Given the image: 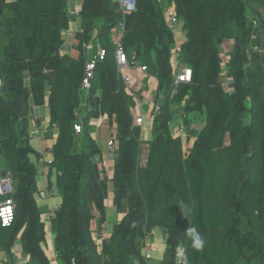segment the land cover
<instances>
[{
  "label": "trees",
  "instance_id": "obj_1",
  "mask_svg": "<svg viewBox=\"0 0 264 264\" xmlns=\"http://www.w3.org/2000/svg\"><path fill=\"white\" fill-rule=\"evenodd\" d=\"M136 1L123 46L129 59L135 56L157 79L163 99L144 168L139 167L142 143L134 134L136 100L114 56L111 32L124 15L115 0L82 3L80 49L97 30L107 53L96 63L83 117L86 58L60 53L70 23L68 1L0 0V157L15 182V217L8 227L0 221V254L11 259L19 241L28 264H50L42 248L47 231L36 199L38 169L30 160L39 154L30 145L28 119L33 108L47 106L50 125L58 132L50 169L58 174L62 203L51 230L61 264H103L104 259L147 264L144 238L157 228L167 234L161 264H176L178 246L188 249L191 264H264V62L248 52L255 29L251 20L263 17L264 0H170L186 38L180 60L193 72L191 83L181 84L174 94L175 42L166 10L161 0ZM226 43L232 47L224 58ZM225 71L229 89L223 86ZM97 89L101 114L116 127L112 183L114 204L124 214L101 251L91 227L94 210L100 228L107 219L93 161L101 151L89 128ZM180 107L186 115H202L205 123L185 149L170 128ZM77 124L83 128L80 134ZM181 202L187 206L186 219ZM191 226L204 237L203 252H192L186 240L185 229Z\"/></svg>",
  "mask_w": 264,
  "mask_h": 264
},
{
  "label": "crops",
  "instance_id": "obj_2",
  "mask_svg": "<svg viewBox=\"0 0 264 264\" xmlns=\"http://www.w3.org/2000/svg\"><path fill=\"white\" fill-rule=\"evenodd\" d=\"M13 1V0H10ZM68 1V13L70 17V23L68 31L64 33V44L62 48L60 49L61 55L65 56H72L73 58H78L81 54H84L86 58V63H89L93 61L96 58L97 53L99 52V47L101 45L98 42L97 39V33L98 31L95 30L94 35L92 36V39L89 41V43L84 44L82 48L80 49V42L77 39V35L82 32V22L80 17H73L71 14L73 11H81L83 0H67ZM115 2L118 4L117 0ZM161 3L163 4V8L166 10L165 14L168 10L174 11V5L170 2V0H161ZM119 6V4H118ZM120 8V7H119ZM264 13V12H263ZM262 13V14H263ZM134 15L133 14H126L123 15L122 21L119 23V25L112 30V42L115 45L119 41V39H123L126 32H128L133 24ZM182 28L180 34H176L180 39L183 40L185 38V33L183 30V23L178 26V28ZM263 40L259 37L254 38L251 37L248 45H249V51H254V43L255 44H261ZM231 43H226L223 46L222 52L226 56L224 58H227L230 54L231 50ZM102 48V47H101ZM83 49V50H82ZM186 65H184L180 58H179V67L182 68ZM118 72V71H117ZM132 74V81L130 83V89L128 90L129 94L134 97L136 100V108L134 109V115L136 116V119L142 116V118L146 121H150L151 127L153 126V120H154V105L162 103V97L159 96L158 93V81L155 77H153L150 73H142L140 71V65L137 66L135 71L131 72ZM174 74V71H173ZM84 90V88H83ZM83 94V105L81 108V111L79 112L80 115L83 117L84 113L86 112L88 108V97H89V91L84 90L82 92ZM100 89H97L96 95L94 97L95 101V108L91 115L90 121H89V128L90 133L92 135V138L96 141V144L98 148L101 151L100 156H97L94 158V172L97 180L100 183V186L102 188V191L104 193L105 197V210L107 219L106 222L101 226V228L98 225V214L94 210V219L92 221V235L93 239L98 246L97 238L100 235L105 236V241L112 235L114 228L122 221L124 218V214H121L118 212L117 207L114 204V189H113V183L112 179L115 172V164H116V158H117V143H116V137L113 139L112 130H110V138H108L106 132L104 131V128L110 127V122L108 119V116L101 114L100 111ZM159 97L158 101L157 98ZM139 104V105H138ZM185 105V102L182 103V106ZM162 108V106H161ZM42 109H46L48 111V116L45 114V112L42 111ZM147 115V118H144V112ZM185 112L180 108H177L174 112V120L172 122L179 124L184 129V135L182 137H179L182 141L183 148L185 149L190 148L195 139L197 138L199 132L204 127V119L202 120L203 116L200 114H184ZM158 114V113H157ZM29 133H30V145L32 146L31 140L32 135H37L40 138V147L43 150V155L39 154V160H45L44 158L47 157V161H45V167L43 173H39L38 171V177H37V186H38V195L36 197L38 207L40 210L42 221L46 225V242L45 244H42V248L50 262V264H61L60 261H58L57 254L54 247V235L51 230V221L54 216V213L56 210L60 207L62 203V198L57 190L56 187V181L58 174L55 170L50 169L49 162L52 163L53 157L51 154V150L56 142L58 132L57 129L54 126L50 125V115L49 110L47 109V106L39 107V108H33L32 111L29 114ZM31 123H34L33 130ZM171 124V125H172ZM170 125V128H171ZM94 128V133H93ZM142 126H136L134 130L135 136L143 142V131ZM153 139V138H152ZM100 140L102 144L99 145L98 141ZM113 141L114 146L112 148L109 147V143ZM151 141L147 142L146 144H141L140 148V154H139V167L144 168L147 164V158L149 154V143ZM33 148V146H32ZM34 149V148H33ZM35 150V149H34ZM36 151V150H35ZM38 154V153H37ZM146 157V158H145ZM3 158V157H2ZM4 160V158H3ZM3 160H0V164H3ZM5 162V160H4ZM6 164V162H5ZM8 170L7 165L4 166L3 169L0 168V172H4ZM43 178H41V176ZM39 184H42V187H40ZM50 184L53 185L49 186ZM60 196V200L58 202L57 197ZM55 198V199H53ZM58 203L55 206V209H52V207L55 205L53 203ZM49 221V222H48ZM49 223V224H47ZM101 229V231H100ZM160 229V228H157ZM155 229L154 231H156ZM164 230V229H163ZM153 231V232H154ZM151 234L149 240L152 239ZM145 239V238H144ZM21 244V242H20ZM104 244V243H103ZM17 246L14 245V248L12 249V256L10 257L5 256V254H0V264H28L30 261L29 256H27L22 248V245L20 246L21 252H19L16 249ZM103 245L98 246V251H101ZM167 247V239H166V246L163 250L162 257L160 261L158 262L161 264V261L163 259L165 250ZM149 251L151 255L152 247L149 245ZM145 249L142 251V256L144 260L147 262V264H150L152 262V257L147 261L144 257ZM8 260V263H7ZM178 261H176L177 264ZM103 264H109L108 259L103 260Z\"/></svg>",
  "mask_w": 264,
  "mask_h": 264
},
{
  "label": "built area",
  "instance_id": "obj_3",
  "mask_svg": "<svg viewBox=\"0 0 264 264\" xmlns=\"http://www.w3.org/2000/svg\"><path fill=\"white\" fill-rule=\"evenodd\" d=\"M120 10L123 12L124 15L126 14H135L137 12V1L136 0H117ZM73 17H80V11H73L71 14ZM261 19H255L252 17V23L254 24V38H261L263 42L261 44L254 43V51L253 53H257L264 62V13ZM165 22L167 27L173 32L174 34V42L175 46L172 50V65L174 70V86H173V94L176 92L177 88L181 84H189L192 81V69L188 66H184L182 68L179 67V58L181 57L183 42H179L178 36L175 33L176 28L181 24V20L177 16L176 12L168 10L165 14ZM123 39H119L117 44L115 45V60L117 63V71L120 75L121 79L123 80L125 86L128 88L132 81V71H135L137 66H139V62L135 56L131 59L128 58L124 46H123ZM181 41V40H180ZM107 53L106 50L99 47V52L96 55V58L86 63L85 67V76L82 83L84 90L89 91L91 89L92 83L91 81L94 79V70L96 67L97 61H103L106 57ZM140 71L142 73H146L147 69L140 65ZM223 86L226 89L230 87V79L227 77V72L224 73V81ZM163 102V99H162ZM139 105V104H138ZM162 103L154 105V113L157 114L161 111ZM137 126L145 125L144 119L142 116L137 118L136 120ZM172 124V123H171ZM56 129L57 127L54 126ZM75 130L77 134L82 133L83 128L80 124L75 125ZM171 134L174 138H179L184 135V129L176 123L171 125ZM114 146V142L111 141L109 143V147L112 148ZM51 164V162H49ZM15 192V182L10 170H6L4 172H0V221L3 227H8L12 224L14 217H15V204L12 200V196ZM149 238L150 236H145L144 239V257L148 261L151 258L150 251H149ZM98 246L103 245L105 242V236L100 235L97 238ZM178 264V262H177Z\"/></svg>",
  "mask_w": 264,
  "mask_h": 264
},
{
  "label": "rangeland",
  "instance_id": "obj_4",
  "mask_svg": "<svg viewBox=\"0 0 264 264\" xmlns=\"http://www.w3.org/2000/svg\"><path fill=\"white\" fill-rule=\"evenodd\" d=\"M181 29H182L181 27L180 28L177 27L176 30H175V33L176 34H180ZM185 41H186V38H183V40L182 39H179V42H183L184 43ZM248 52L251 53V51H249V50H248ZM223 56L226 57L224 54H223ZM42 111L45 112V114L48 116V111L46 109H42ZM143 112H144V110H143ZM146 113L144 112V115H143L144 118H147ZM203 119L204 118H202V120ZM248 122H249V119L246 118L245 119V123H248ZM31 125H32V128L31 129L33 130L34 129L33 126L35 124L34 123H31ZM110 130H112L113 139H115V137H116V127L113 126L112 128H110V127L104 128V131L106 132L108 138H110ZM152 130H153V126L151 127L150 121L149 120L148 121L145 120V125H144V127L142 129V131H143V139H142L143 142H142V145L143 144H146L149 141H152V138H153ZM92 131H93V133L95 132L94 131V128H93ZM97 141H98V144L101 143L100 140H97ZM31 143H32L33 148L36 150V152L38 154H40V155H43V150L40 147L41 146L40 145V143H41L40 142V138L37 135H35V134L32 135ZM99 145L102 146V144H99ZM44 159L45 160L43 161L41 159L39 160L36 156H31L30 157V160L36 165L39 173H41V174L44 171L45 161H47V157H45ZM0 160L2 161L3 158L0 157ZM3 164L4 165H2V163L0 164V168L1 169H3L4 166L7 165V164H5L4 160H3ZM41 178H43V177L41 176ZM39 185H40V187H42V184H39ZM53 199H55V198H53ZM57 199H58V202H59L60 196L57 197ZM53 204H55V205L52 207V209H55V206L58 203H53ZM47 224H49V223H47ZM166 239H167V234H166V231L165 230H163V229H157L156 231L153 232L152 239L149 241V245L152 247V251H151L152 262L150 264H159L158 262L160 261V259L162 257V254H163V250L165 249V246H166ZM15 246H17L16 249L19 252L22 253V251L20 249L21 248L20 247L21 244H20L19 241L16 242Z\"/></svg>",
  "mask_w": 264,
  "mask_h": 264
},
{
  "label": "clouds",
  "instance_id": "obj_5",
  "mask_svg": "<svg viewBox=\"0 0 264 264\" xmlns=\"http://www.w3.org/2000/svg\"><path fill=\"white\" fill-rule=\"evenodd\" d=\"M181 213L183 217L186 219L188 215L187 206L181 202ZM185 237L186 240L191 242V250L194 253L203 252L205 248V240L201 233L195 226L187 227L185 229ZM176 256L178 264H191L189 259V251L186 247L178 246L176 248Z\"/></svg>",
  "mask_w": 264,
  "mask_h": 264
},
{
  "label": "water",
  "instance_id": "obj_6",
  "mask_svg": "<svg viewBox=\"0 0 264 264\" xmlns=\"http://www.w3.org/2000/svg\"><path fill=\"white\" fill-rule=\"evenodd\" d=\"M15 105H16L17 112H19V110H20L19 104L17 102H15ZM21 154L24 155V150H21Z\"/></svg>",
  "mask_w": 264,
  "mask_h": 264
}]
</instances>
